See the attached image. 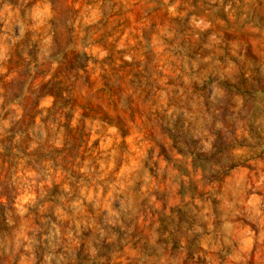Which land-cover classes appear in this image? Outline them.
Returning <instances> with one entry per match:
<instances>
[{
    "label": "rangeland",
    "instance_id": "1",
    "mask_svg": "<svg viewBox=\"0 0 264 264\" xmlns=\"http://www.w3.org/2000/svg\"><path fill=\"white\" fill-rule=\"evenodd\" d=\"M244 79L264 111V0H0V134L41 110L0 171L19 222L0 264H264ZM54 185L45 206L75 230L34 249L25 215ZM62 232L107 246L77 258Z\"/></svg>",
    "mask_w": 264,
    "mask_h": 264
},
{
    "label": "trees",
    "instance_id": "2",
    "mask_svg": "<svg viewBox=\"0 0 264 264\" xmlns=\"http://www.w3.org/2000/svg\"><path fill=\"white\" fill-rule=\"evenodd\" d=\"M241 87L243 86L246 90L243 91V94H250L252 90V94L256 95V98H252L250 100V106L246 110L245 117L242 121L245 123L246 131L250 134L249 138L259 139L260 142L264 141V111L261 109V99L257 96V90H253V85L249 83L248 79H244L239 83ZM53 87L48 88L41 96H38V99H42L45 96H52L55 98V104L60 102L63 99L62 94H58L54 92ZM246 92V93H245ZM49 111L50 109H46ZM0 110V118L5 120L10 114L7 112L5 115H1ZM41 114V110H30L29 112H25L19 119L11 120V130L8 131L10 135L7 137L5 135L0 134V171L5 170L4 164L9 162V160L18 159L20 156H27L28 144L26 143L25 134H27L28 129L34 123L35 117ZM7 132V133H8ZM19 137V138H18ZM241 140H246L245 137L240 136ZM258 144V143H257ZM239 146L248 147L249 153L252 151L255 146L251 143L239 144ZM245 154H236V167L240 165L244 160L243 157ZM203 168V164H201ZM204 169V168H203ZM70 182L67 183L63 181L62 184H67L71 188H77L76 182L73 181L74 177L70 176ZM0 189H2L1 196L7 200L15 199L16 188L9 186L8 184L5 186L3 182L0 181ZM58 192L59 194H65L63 190H60L59 185H54L53 189L50 191H46V196L44 198L38 199L35 203L28 206V212L25 217L31 222L30 230L28 231V235L32 239V246L34 249H40L47 243L48 240L44 238V235L49 234L53 231L54 228H51L54 225L59 226L60 228H70L75 230V226H69L68 222H64L62 219L57 218L54 215L53 209L50 207H46L45 204L47 202H52L54 198V193ZM52 197V198H50ZM19 222L16 219L14 209L10 206V203L0 202V234H4L10 230V228L18 227ZM86 236V235H85ZM59 240V250L64 249L66 252H70L72 256H81L82 253L89 252L92 249L97 248H106L107 243L103 239L99 245L91 246L88 243L86 237H78L75 233L72 236L71 241L67 239L66 235L62 232L61 237H57ZM58 250V251H59Z\"/></svg>",
    "mask_w": 264,
    "mask_h": 264
}]
</instances>
